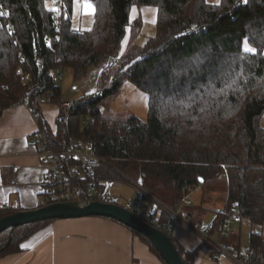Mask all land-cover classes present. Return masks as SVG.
Masks as SVG:
<instances>
[{
	"label": "trees",
	"instance_id": "16d2710c",
	"mask_svg": "<svg viewBox=\"0 0 264 264\" xmlns=\"http://www.w3.org/2000/svg\"><path fill=\"white\" fill-rule=\"evenodd\" d=\"M48 1L0 0V13H6L0 15V117L20 98L50 90L53 69L68 68L77 80L90 67L100 66L99 90L72 104L64 133L67 140L91 144L106 161L107 165L93 171L96 178L124 182L130 179L126 170L138 166L148 188L142 179L133 182L173 208L198 186L199 179L223 176L226 200L213 226L234 207L239 219L262 227L264 129L259 120L264 114V0L213 4L206 0H90L89 29H73L70 16L57 28L54 11L45 6ZM70 1L65 0L66 5ZM134 6L155 7V35L120 57L127 29L139 27L130 21ZM245 38L255 52L244 50ZM118 57L107 83L106 68ZM21 77L28 80L22 82ZM124 81L146 95L145 121L102 116L104 100L115 95ZM52 92L51 102L59 107L60 87ZM85 118L90 120L87 124ZM62 136L58 129L56 137ZM166 195L171 205L163 201ZM17 212L0 211V219ZM159 218V226L171 223L165 214ZM53 221L1 232L0 258L21 253L23 243ZM116 223L141 238L166 264L145 237ZM158 225L153 227L169 237L183 264H192L198 248L184 252L170 232ZM248 249L254 253L251 264H260L264 258L260 234H251Z\"/></svg>",
	"mask_w": 264,
	"mask_h": 264
},
{
	"label": "crops",
	"instance_id": "0c3cea01",
	"mask_svg": "<svg viewBox=\"0 0 264 264\" xmlns=\"http://www.w3.org/2000/svg\"><path fill=\"white\" fill-rule=\"evenodd\" d=\"M73 1L67 5L70 23L73 29H80L76 24L80 22L81 13L90 5L93 16V4L90 1L75 0L80 13L74 17ZM144 7L134 6L131 9V18L134 13L139 15L133 22L139 27L141 8ZM143 11L147 14L149 12L146 9ZM90 27L91 25L83 29ZM135 30L137 29L131 27L127 29L121 44V52L133 46L132 33ZM58 111L59 107L55 103L44 105L35 118L27 106L17 104L6 109L1 115L0 206H4L5 209L20 212L45 206L46 197L42 185L44 167L37 155L34 136L40 125L46 126L50 131L56 129ZM111 186L112 184L109 190L117 198L139 200L142 197L135 187L124 182L117 181L114 186L116 190H111ZM193 193L195 189L183 199L188 201V205L179 206L180 212L186 210L181 214L187 215L190 222L205 226L213 225L216 215L222 213L223 206L216 211L203 208L202 203L194 206L196 204H193L191 199ZM14 202H17V206ZM234 218L236 219V216ZM234 220L227 237H220L215 232H210V235L212 239L229 245L242 256L248 249L241 246L240 229L236 230ZM167 227L184 252H192L198 248L192 264H236L202 242L199 235L181 219H171ZM22 249L19 254L1 257L0 264H163L151 253L141 238L118 223L99 217L56 220L48 223L27 239ZM260 264H264L263 258Z\"/></svg>",
	"mask_w": 264,
	"mask_h": 264
},
{
	"label": "built area",
	"instance_id": "2783aa9c",
	"mask_svg": "<svg viewBox=\"0 0 264 264\" xmlns=\"http://www.w3.org/2000/svg\"><path fill=\"white\" fill-rule=\"evenodd\" d=\"M55 1L54 23L57 28H60L62 23L69 19V12L65 0ZM3 16H6V13ZM46 45H50L49 40L46 41ZM119 61L120 57L108 64L106 68V72L109 73L106 80L107 83L111 82V73ZM61 79V70L59 68L53 69L51 71L50 90L32 98L22 97L15 105L22 104L27 106L31 114L36 118L42 106L52 103V90L60 87ZM20 80L26 82L28 78L21 77ZM71 111L72 104L68 102L61 103L56 117V129L50 131L46 126L40 125L34 136L37 155L44 167L42 185L47 204L70 203L84 207L93 202H98L105 205H115L125 209L151 226L158 225L160 214H165L170 219H181L199 235L202 242L207 243L220 256L226 257L236 264H251L254 256L253 251L248 249L240 256L232 247L212 239L210 235V232H215L220 237L229 235L233 217L237 214L234 207L223 212L224 219L216 226H205L190 222L186 215L181 214L179 206L188 205V201L184 200L177 207L171 208L150 195L139 183H134L126 177L124 178H126L128 184L140 192L141 199L123 200L115 197L109 190L112 181L98 179L93 175V171L96 168L107 165L106 161L97 155L91 144L73 139L67 140L64 137L65 127ZM89 121V118H85L83 123L87 124ZM58 129L63 134L60 138L56 137ZM14 205L17 206V202H14ZM3 210H5L4 206H0V211ZM159 227L160 229L168 230L163 225Z\"/></svg>",
	"mask_w": 264,
	"mask_h": 264
},
{
	"label": "rangeland",
	"instance_id": "374dc122",
	"mask_svg": "<svg viewBox=\"0 0 264 264\" xmlns=\"http://www.w3.org/2000/svg\"><path fill=\"white\" fill-rule=\"evenodd\" d=\"M218 1L219 0H206V2L210 4L217 3ZM45 6L47 9L55 11L56 1L50 0L45 2ZM143 9L148 10V14L143 11ZM141 11L142 16L140 17V27H138L137 30L132 33V37L134 38L133 47L138 48L142 47L148 39L154 37L156 23L155 7L145 6L144 8H141ZM79 13V6L74 0V17L79 16ZM138 17V13H134L132 18L130 17V21L133 23ZM91 23V9L90 5H87L86 9L80 15V22H78L76 25L78 28L83 29L85 27H89ZM122 54H124V52H121L120 57ZM102 72L103 68L100 66H93L87 70L83 78L76 80L72 70L68 68L62 70L59 102H68L73 104L79 100L86 99L88 96L96 94L99 90L98 78ZM146 99V95L142 93L135 84L131 83L130 81H124L115 95L104 100L101 114L105 118L128 119L130 117H136L142 121H145L147 117ZM259 126L264 129V114L259 120ZM125 174L134 182H138L142 179L144 188H148V181L141 177L138 166H134L133 168L126 170ZM116 182L117 180L112 181L111 190L117 189L114 187ZM124 183L130 185L127 181H124ZM226 193V178L219 176L215 178H209L205 182L199 183L195 188V193H193L191 199L193 204H196L194 206H199V204L202 203L203 208L209 209L210 211H216L224 206ZM162 199L165 203L171 205L170 196H163ZM185 211L186 210H181L182 213ZM234 221V227L236 230L240 229V243L243 248H249V239L251 234H260L262 240L264 241V225L262 227L253 226L247 219H239L237 216Z\"/></svg>",
	"mask_w": 264,
	"mask_h": 264
},
{
	"label": "water",
	"instance_id": "95a60500",
	"mask_svg": "<svg viewBox=\"0 0 264 264\" xmlns=\"http://www.w3.org/2000/svg\"><path fill=\"white\" fill-rule=\"evenodd\" d=\"M199 183H203V180L199 179ZM86 217H105L119 222L145 237L156 248L166 264H183L175 246L161 230L143 222L119 206L98 202H93L84 207L70 203L48 204L35 210L20 211L0 219V233L17 226L43 221Z\"/></svg>",
	"mask_w": 264,
	"mask_h": 264
},
{
	"label": "snow or ice",
	"instance_id": "6c2138e0",
	"mask_svg": "<svg viewBox=\"0 0 264 264\" xmlns=\"http://www.w3.org/2000/svg\"><path fill=\"white\" fill-rule=\"evenodd\" d=\"M4 13H0V15H3ZM244 50L245 51H252V52H255L256 50L254 48H251L248 46V41H247V38H245L244 40Z\"/></svg>",
	"mask_w": 264,
	"mask_h": 264
}]
</instances>
